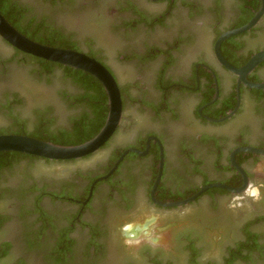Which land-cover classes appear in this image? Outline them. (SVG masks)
<instances>
[{
	"label": "flooded vegetation",
	"instance_id": "1",
	"mask_svg": "<svg viewBox=\"0 0 264 264\" xmlns=\"http://www.w3.org/2000/svg\"><path fill=\"white\" fill-rule=\"evenodd\" d=\"M261 5L262 0H0V11L26 37L101 62L122 99V118L110 140L80 159L107 152L99 170L83 173L66 167L77 160L8 152L0 156V203L7 196L17 200L29 225L38 216V235L49 232L57 243L68 236L73 250L81 241V252H98L95 261L112 252L123 264H264V89L239 84L215 54L218 38L248 23ZM0 41L13 50L8 65L0 56L1 76L15 66L41 69L34 56ZM261 50L264 15L221 45L224 59L238 68ZM62 73L56 66L40 82L64 84ZM247 79L264 83V61ZM61 88L63 121L50 104L24 118L20 110L29 104L4 91L0 134L71 137L73 124L91 110L77 102L76 88ZM126 151L89 196L93 183ZM211 185L221 186L199 194ZM52 194L69 195L72 205L61 206ZM235 235L240 240L233 241ZM216 252L224 257L221 263L204 260Z\"/></svg>",
	"mask_w": 264,
	"mask_h": 264
},
{
	"label": "rangeland",
	"instance_id": "2",
	"mask_svg": "<svg viewBox=\"0 0 264 264\" xmlns=\"http://www.w3.org/2000/svg\"><path fill=\"white\" fill-rule=\"evenodd\" d=\"M92 16L94 15L91 14L85 17L87 20H84V29H87V25L93 21L90 19ZM12 54V48L5 42L0 41V56L4 63H7L6 65H8L7 61L12 59ZM6 90H9L10 93L12 91L20 94L25 99V103L29 104L26 110L22 108L20 110V115L24 118H32L39 108L50 104L55 108L60 121L66 119L59 103L60 90H62L59 84L49 85L47 82H39L35 76L31 75L30 71L15 66L9 68L5 76L0 74V104L6 97V94H2ZM4 119L2 113H0V127L5 123ZM108 158L109 154L102 152L90 159L70 162L66 167L83 173H93L99 170L108 161ZM52 196L59 201L61 206L72 205V202H70L72 198L67 194H52ZM21 211L18 201L11 197H4L0 203V214L6 220L0 225V248L8 245L10 252L0 261V264H123L118 258L116 260V253L112 252H109L108 257L106 256L104 260L97 259L98 261H95L93 258L98 257V252L94 255L88 253L87 250L81 252V241L77 243L72 255L70 257L67 255V259L64 260L66 238L65 240L64 238L60 239L57 243V239L55 240L49 232L46 235L45 232L38 235L37 232L40 230V224L37 223L38 216H31V224L29 225L27 222L28 214ZM66 237L68 238V236ZM236 240H240L237 235L233 237V241ZM82 253H84V256ZM85 253L88 254L85 255ZM223 258L220 252L208 253L204 256V260H213L217 263H221ZM136 263L146 264L145 262Z\"/></svg>",
	"mask_w": 264,
	"mask_h": 264
},
{
	"label": "water",
	"instance_id": "3",
	"mask_svg": "<svg viewBox=\"0 0 264 264\" xmlns=\"http://www.w3.org/2000/svg\"><path fill=\"white\" fill-rule=\"evenodd\" d=\"M264 15V0L262 5L255 16L245 25L235 28L223 33L215 43V54L219 62L225 66L231 73L239 77L238 83L251 88L264 89V83H253L248 81L247 76L264 61V50L255 53L250 60L242 67H235L230 64L221 54V45L228 38L248 31L255 27L262 16ZM0 37L5 40L9 45L30 54L34 57L41 58L46 61L68 66L74 69L81 70L94 76L103 85L108 96V115L106 122L102 129L91 139L78 145H60L50 141L40 140L28 135L18 134H0V152H19L28 155H33L54 161H71L80 160L87 156L93 155L98 152L106 143L110 140L114 132L116 131L121 118H122V99L121 92L117 81L111 72L98 60L90 57L86 53L75 51L72 49H65L59 47H51L39 42H36L21 32H19L0 12ZM239 107L237 105L236 109ZM236 109L229 112L227 116L218 120L223 121L230 118ZM127 151L119 158L114 167L105 175L98 178L92 185L89 196L92 195L94 185L101 180L107 179L116 169L118 164L122 161ZM163 156V155H162ZM163 167V157L160 164V170ZM161 173V171H160ZM159 179L156 182L155 187L158 184ZM221 185H211L204 187L200 192L202 193L209 187H215ZM225 187V186H223ZM198 194V195H199ZM196 196L184 200L179 203L171 205L187 204L194 200Z\"/></svg>",
	"mask_w": 264,
	"mask_h": 264
},
{
	"label": "trees",
	"instance_id": "4",
	"mask_svg": "<svg viewBox=\"0 0 264 264\" xmlns=\"http://www.w3.org/2000/svg\"><path fill=\"white\" fill-rule=\"evenodd\" d=\"M1 14L3 15L2 12ZM47 46H51V45H47ZM51 47H55V46H51ZM33 59L39 62V65H40L39 67H41V69L39 68L38 70L30 71L31 75L35 76L37 81L40 82L42 77L46 75L47 76L51 75L53 69L56 66L61 67L63 70V73L61 75L63 78H61V80L64 84H59V85L61 87H64V86L72 87L73 86L74 88H76L77 92L80 93L78 95L79 98L77 102L86 103L88 108L91 110L89 115L83 116L80 120H78L77 122H75V124H73L74 134L71 137L59 138L56 140H53V139L44 140V141H50V142H53L55 144H60V145H78V144L84 143L85 141L93 138L104 126L107 115H108V110H109L108 96L106 94V91L103 85L99 82L98 79L92 77L90 74L84 73L81 70L72 69L70 67H65L63 65L55 64V63L48 62L46 60L38 59L35 57H33ZM11 61L12 59H10L7 62H11ZM55 80L56 79L50 78L46 82L49 85H57V82H55ZM61 93L62 92L60 91V94ZM63 94L64 92L62 93V95ZM18 135H22V134H18ZM6 154H8V152H0V156H4ZM3 218L4 217H2L0 214V225L5 220V218L4 219ZM65 238L66 236L64 237V240ZM71 242L72 241L70 239L66 238L65 240L66 246L64 248V256H63L64 260H66L67 255L73 251L71 247V244H72ZM8 252H9L8 245L0 248V261H2L3 258L7 256ZM234 256L237 258L239 254L238 255L235 254ZM243 258H246V257H243Z\"/></svg>",
	"mask_w": 264,
	"mask_h": 264
}]
</instances>
